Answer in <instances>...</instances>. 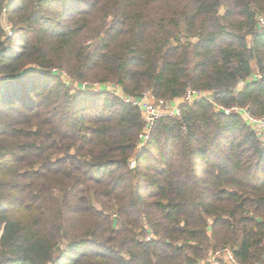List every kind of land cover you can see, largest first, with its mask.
I'll return each mask as SVG.
<instances>
[{"label":"trees","instance_id":"16d2710c","mask_svg":"<svg viewBox=\"0 0 264 264\" xmlns=\"http://www.w3.org/2000/svg\"><path fill=\"white\" fill-rule=\"evenodd\" d=\"M3 9L0 264H212L218 249L264 264V132L213 111L264 114V0H0V19ZM83 82L209 99L147 123Z\"/></svg>","mask_w":264,"mask_h":264},{"label":"built area","instance_id":"2783aa9c","mask_svg":"<svg viewBox=\"0 0 264 264\" xmlns=\"http://www.w3.org/2000/svg\"><path fill=\"white\" fill-rule=\"evenodd\" d=\"M1 25L3 27V31L6 36H10L12 34V27L7 21L5 10H2L1 15ZM261 23H263V19L260 18L259 20ZM55 70H53L54 72ZM60 74V73H59ZM63 76V74H60ZM254 78H260L261 76L258 73H254ZM88 86V87H87ZM109 86H111L113 89L109 90ZM81 88L83 90H92L95 92L99 91H108L113 92L115 95L119 96L125 103H130L134 106H137L140 108L143 117L147 123H150L156 119H159L163 116H177L180 114V105L181 104H191L194 103L200 99L207 98L209 99V94L207 92H202L199 90L187 88L185 92L183 93L182 97L180 99H175L174 101H165L164 99H157L155 98L149 91H145L142 93V96L140 98L125 95L121 92L120 88L118 86H112L108 84H99V83H93V84H87L82 83ZM86 88V89H85ZM213 111L215 113L217 112H223L225 115L231 113V112H238L240 113L245 121L252 127L253 130L256 131L257 134H262L264 132V114L260 117H253L249 114V112L246 109H242L239 107H231V108H224L221 105L214 104ZM148 130L145 129L141 134L140 137H143V140L147 137ZM135 162L131 159L129 161V167L133 168ZM228 256L230 261L235 264V261L233 259V256L231 252H228ZM207 259L212 264H219L218 260L216 263L211 261L209 257Z\"/></svg>","mask_w":264,"mask_h":264},{"label":"rangeland","instance_id":"374dc122","mask_svg":"<svg viewBox=\"0 0 264 264\" xmlns=\"http://www.w3.org/2000/svg\"><path fill=\"white\" fill-rule=\"evenodd\" d=\"M1 21V19H0ZM2 22V21H1ZM53 70H55V68H52L51 71L53 72ZM60 74H63V79L65 81H68L69 78L67 75H65V71L64 70H59ZM61 76V75H60ZM70 81V80H69ZM83 83H87L90 84V82H83ZM95 83H99V82H95ZM93 84V83H91ZM101 84V83H99ZM108 85H110V83H107ZM114 86V85H112ZM118 86V85H115ZM88 87V86H87ZM86 89V88H85ZM113 88L111 86H109V90H112ZM95 92V91H94ZM113 93V92H112ZM142 144V143H141ZM139 144V145H141ZM228 252L229 249H218V250H210L207 254V257H209L211 259V261H213L214 263H216L217 260H225L228 264H233L228 256Z\"/></svg>","mask_w":264,"mask_h":264},{"label":"crops","instance_id":"0c3cea01","mask_svg":"<svg viewBox=\"0 0 264 264\" xmlns=\"http://www.w3.org/2000/svg\"><path fill=\"white\" fill-rule=\"evenodd\" d=\"M241 86V85H240Z\"/></svg>","mask_w":264,"mask_h":264}]
</instances>
